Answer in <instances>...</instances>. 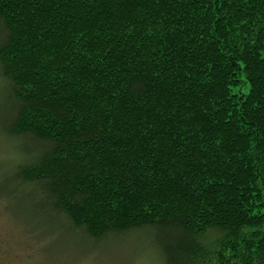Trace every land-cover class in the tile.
Here are the masks:
<instances>
[{"label": "trees", "instance_id": "1", "mask_svg": "<svg viewBox=\"0 0 264 264\" xmlns=\"http://www.w3.org/2000/svg\"><path fill=\"white\" fill-rule=\"evenodd\" d=\"M0 139L40 230L264 264V0H0Z\"/></svg>", "mask_w": 264, "mask_h": 264}, {"label": "rangeland", "instance_id": "2", "mask_svg": "<svg viewBox=\"0 0 264 264\" xmlns=\"http://www.w3.org/2000/svg\"><path fill=\"white\" fill-rule=\"evenodd\" d=\"M12 150L9 140L0 139V162L8 165ZM25 203L0 202V264H162L157 255L133 253L134 245L124 244L119 237L95 246L65 233H52L49 228L42 231V221L24 211ZM12 216L33 234L23 230Z\"/></svg>", "mask_w": 264, "mask_h": 264}]
</instances>
